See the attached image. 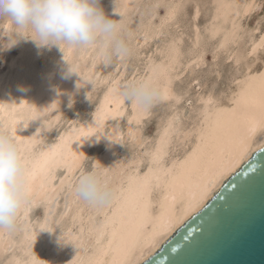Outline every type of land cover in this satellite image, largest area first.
<instances>
[{"label": "bare ground", "instance_id": "6f19581e", "mask_svg": "<svg viewBox=\"0 0 264 264\" xmlns=\"http://www.w3.org/2000/svg\"><path fill=\"white\" fill-rule=\"evenodd\" d=\"M128 2L129 0H124L123 6ZM254 4L255 0H238L236 3L229 0L216 1L213 23L211 22L207 31L210 33V38L220 35L215 52L220 51L217 49H226L228 56L225 55L228 59H234L235 64L242 58L257 53L258 50L264 52V30L254 36V32L258 30L257 25L250 30L247 46L241 53L228 48L242 35L239 20L252 9ZM166 13L170 18L173 11L168 9ZM157 29L153 31L148 27L142 30L138 35L140 42L144 43L146 39L152 37L151 35H156ZM197 39L196 36L195 43ZM74 48L77 47L67 45L66 50L58 60H55L51 68L39 75L40 77L32 84L17 90L16 99L12 101L15 104L12 106L18 111L17 107L29 103H32L31 107H33L39 104L44 96L46 100L43 102L48 106L54 103L55 96L70 95L77 88L76 77L80 76L77 66H71L75 74L68 76L64 86L57 93L53 88V82L57 75L56 71L61 68L63 58L66 54L72 55ZM201 52L194 54L183 67L189 64L198 65L203 55ZM97 56L98 54L95 57ZM163 59L165 60L157 63L152 59L147 60L146 72L140 74L136 80H152L157 83L163 92L162 100H172L173 107L179 101L180 94L174 91L172 84L174 78L180 74L178 70L182 66L176 45L172 44L168 48ZM94 60L96 61V58ZM82 72L88 73V71ZM236 73L239 75L236 74L237 77L235 75L234 87L226 94L224 100H217L210 93L197 97L199 105L189 125L180 122L179 111L176 109L170 111L159 125L152 143L150 142L151 144L140 153L129 154L131 156L123 159L122 157L118 159L116 154L125 139L136 140L138 147L144 144V138L136 126L146 114L144 110L131 104V115L125 130H122L116 120L108 122L111 118L123 117L126 107L124 101L119 98L118 88L127 82H119L118 78L112 79L101 95L89 124L80 125L78 128L71 127V130L62 134L56 144L47 146L36 153V156L31 154L33 158L29 157V160H26V153L28 154L36 139L32 135H24L29 124L27 120L30 117H35L36 120L39 111L45 106L42 103L40 107H44L37 108L39 111L33 112L27 119L18 117L20 115L14 116L13 110L9 115V110L6 111L7 108L2 106L7 85L2 83L1 78L0 115L8 117L9 135L15 138L28 172L27 195L24 201L27 202V209L31 198L46 201L47 204L56 197L54 195L58 191H55L51 184L49 185L53 179L52 171L56 166V168L58 166L66 168L68 174L66 176L65 172L59 186L62 189L67 185L71 190L69 206L73 208L72 211L70 210L72 214H69L70 218L68 215L66 224L64 226L62 224L57 231L53 229L52 223L54 221L53 224H57L59 215L56 220L45 215L46 217L36 223L35 227L27 223V232L23 233L25 235L21 238L22 243L20 242L24 245L21 247L27 244V249L22 252L24 257L22 255V257H14L11 264H140L264 143V130L258 129L251 137L247 135V129L264 113V59L258 68L249 65L241 73ZM97 140L100 141L96 142ZM98 143H102L103 152L94 161L93 171L102 173L106 183L118 193L117 198L104 207H92L79 199L74 193L72 184L75 181L72 179L73 172L80 168L87 148ZM177 146L180 147V151L174 155L170 154Z\"/></svg>", "mask_w": 264, "mask_h": 264}, {"label": "rangeland", "instance_id": "374dc122", "mask_svg": "<svg viewBox=\"0 0 264 264\" xmlns=\"http://www.w3.org/2000/svg\"><path fill=\"white\" fill-rule=\"evenodd\" d=\"M216 1L217 0H129L130 3H127L128 7L127 4L123 6L124 0H100L99 6L103 9L105 15H108L107 17L109 19L121 21V35L130 48L131 54L123 59L113 57L110 63H105L100 55L95 57L98 54V52L96 53V49L81 48V51L84 50L81 52L80 48H74L72 51L73 56L71 54H66L63 58L64 60L62 61L61 68H58L60 74L58 70L56 71L57 75L53 82V88L57 93V91L64 86L68 77H63L68 70V65L70 68L77 66L79 70L78 73L80 76L82 74L81 77H83V79L81 80L80 76L76 77L75 85L77 88L75 87L76 89L74 88L75 90H73V92H75H71L72 94L70 93V95H64L62 97L55 96V101L51 105H48L49 108L43 102L46 100L44 96L36 106L31 107L32 103H29L26 106L17 107L19 111L12 106V104H15V102L13 103L12 101L16 99L17 90L24 88L28 84H32L34 80L40 77L39 75H42L48 68H51L56 62L55 60H58L66 50L67 45H61V50L55 46L48 48L44 46V42L41 41L34 30L31 28H19L10 17L0 15V79L2 78V83L4 82L3 84L5 86L7 85L2 106L3 108H7L5 109L6 111L9 110V115L13 110V112L15 111L14 116L20 115L18 117H24L25 119L30 117L33 112H38L39 110L37 108L42 109V107H46H44L42 111H39L41 114L38 113L39 115L36 120L34 119L35 117H30L32 119L28 118L27 120L29 124L27 125L24 135H32L36 137L35 141H37H34L31 146L32 148L30 151L32 153L30 151L28 154L26 153V160H29V157L30 159L31 157L33 158V156H36V153L38 154L47 146L49 147L56 144L62 134L68 132L72 128H78L80 125L85 126L89 124L97 109L101 95L107 89L112 79L118 78V81L122 83L136 80L140 74L146 72L145 67L150 59L156 63L161 60L164 61L165 59L163 58H165V54L172 44L176 45L178 48L179 60L182 64L178 70L180 74L174 78L172 84L174 91L180 94V99L173 107L171 106L173 105L172 100H160L147 111L148 113L146 112L145 116L142 117L140 123L136 126L142 138H144L145 145L143 144L141 147H138L135 143L136 140L125 139L117 151L118 154H116V157L118 159L121 157L122 159L127 158L128 156L140 153L147 145L149 146L163 118H165L170 111L174 109L179 111V115L181 114L179 118L180 122L189 125L194 119L193 117H195L196 109L199 105L197 103V97L210 93L217 100H224L226 94L234 87V79L239 75L236 72L241 73L242 70L249 65L252 68H258L264 59V52L258 50L257 53L255 52L257 55L255 53L251 54L242 58L239 62H236V64L234 59L227 58L228 51L226 53V49H217L220 51L215 52V46L220 39V35L218 34V36L216 35L215 37L211 36L210 38V33L207 30H209L210 24L213 23L212 17L214 15ZM229 1L234 3L238 2V0ZM168 9H172L173 11L170 18H168L166 13ZM122 10L123 12H121ZM241 19V21L239 20V24L242 35L228 47L236 53H241L246 48L249 39H247V37L249 36L250 30L258 26L257 32H254V36L262 32V29L264 30V0H255L252 9ZM158 26H160V28ZM148 27L153 31L159 28L160 32L157 29L158 33L156 35H151L152 37L146 39L144 43L142 41L140 42L138 38L139 33ZM195 35L198 37L196 40L197 44L195 43ZM36 42L40 47L37 46ZM213 49L215 50L213 51ZM200 52L201 55L202 53L203 55L198 65L189 64L187 67H183L187 60L194 54ZM95 58L96 61L94 60ZM147 58H149V60ZM92 68L93 70H90ZM82 71L85 73L88 71V73L84 74ZM87 75L88 77H86ZM84 78L86 80H84ZM70 99L72 101V107L68 106ZM42 103L44 106L40 107ZM124 107L126 108H124L123 117L111 118L108 121H118L122 130L126 129L128 119H130L131 103L124 101ZM31 110L32 112H30ZM0 116V132L9 134L10 125L8 123V117ZM174 149L170 154L174 155L180 151L179 146ZM102 152V143L91 145L87 148L80 168L73 172L74 177H72V179L75 180H73L74 182L71 181L73 185H75L82 173L94 170V161ZM56 167L54 168L55 170L53 169L52 171L53 179L51 183L49 182V185L51 184V187L55 189V191H58V193L54 195V197H56L48 201L47 204L46 201L31 198L32 200L30 199L28 201V209L27 202L23 203L25 206L23 205L22 208H20L17 214L15 227L11 230L0 229V237L2 236V238H0V264H11L14 257H24V253L22 255V252L24 249H27V244L25 246L26 248L21 247L24 246L21 245V238L25 235L23 233L27 232V223L35 227L36 223L46 217L45 215L53 220H56L55 218L59 215L57 224L55 223L54 225V221L52 223L53 229L57 231L58 228L60 229L62 224L64 226L66 221L70 218L71 215L69 214H72L71 211L73 209L69 206L71 190H69L67 185H63L64 187H62V189L59 186L61 185V180L65 176L66 168L61 166H58V168ZM67 174L66 172V176ZM56 188H59V190ZM6 239L8 240L6 241Z\"/></svg>", "mask_w": 264, "mask_h": 264}, {"label": "clouds", "instance_id": "9594fccd", "mask_svg": "<svg viewBox=\"0 0 264 264\" xmlns=\"http://www.w3.org/2000/svg\"><path fill=\"white\" fill-rule=\"evenodd\" d=\"M99 3L100 0H0V15L10 17L19 28L34 30L48 48L55 46L61 50V45L94 48L105 63H110L113 57L126 58L131 50L121 35V21L109 19ZM71 74L75 73L68 65L63 78ZM118 95L145 112L163 99L161 87L152 80L129 81L119 86ZM68 106L72 107L71 99ZM27 177L15 138L0 132V229L15 227L27 195ZM73 190L92 207L107 206L118 195L103 174L96 171L82 173Z\"/></svg>", "mask_w": 264, "mask_h": 264}, {"label": "water", "instance_id": "95a60500", "mask_svg": "<svg viewBox=\"0 0 264 264\" xmlns=\"http://www.w3.org/2000/svg\"><path fill=\"white\" fill-rule=\"evenodd\" d=\"M140 264H264V143Z\"/></svg>", "mask_w": 264, "mask_h": 264}, {"label": "snow or ice", "instance_id": "6c2138e0", "mask_svg": "<svg viewBox=\"0 0 264 264\" xmlns=\"http://www.w3.org/2000/svg\"><path fill=\"white\" fill-rule=\"evenodd\" d=\"M258 129L264 130V113H262L261 118L258 121H256L251 127L247 129L248 137L254 135Z\"/></svg>", "mask_w": 264, "mask_h": 264}]
</instances>
